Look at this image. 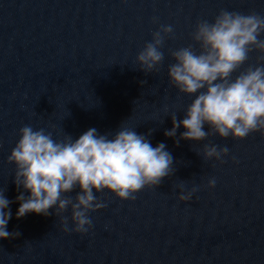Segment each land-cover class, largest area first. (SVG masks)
I'll return each instance as SVG.
<instances>
[{
    "label": "water",
    "instance_id": "water-1",
    "mask_svg": "<svg viewBox=\"0 0 264 264\" xmlns=\"http://www.w3.org/2000/svg\"><path fill=\"white\" fill-rule=\"evenodd\" d=\"M222 10L264 16V0H0V191L13 201L7 230L20 233L0 239V264H76L155 189L145 188L134 201L95 193L107 207L89 214L93 226L86 234L63 230L64 218L75 227L70 207L61 216L50 209L48 217L17 219L16 166L8 156L19 129L43 128L55 139H76L93 127L101 134L127 127L147 136L152 130V145L165 143L175 168L198 142L181 139L177 146L164 135L173 126L171 115L183 119L195 98L171 83V52L199 51L197 23L213 22ZM168 25L174 31L160 49L164 59L146 74L137 57ZM262 55L250 53L233 78L264 63ZM78 192L69 195L75 200Z\"/></svg>",
    "mask_w": 264,
    "mask_h": 264
},
{
    "label": "clouds",
    "instance_id": "clouds-1",
    "mask_svg": "<svg viewBox=\"0 0 264 264\" xmlns=\"http://www.w3.org/2000/svg\"><path fill=\"white\" fill-rule=\"evenodd\" d=\"M173 31L171 25L162 26L139 53L137 60L146 74L157 70L163 61L160 49L165 36ZM262 35L264 16L255 12L245 15L222 10L213 22L197 23L193 39L200 45L199 51L192 46L172 51L175 63L168 69L169 79L179 92L195 98L183 119L171 115L173 126L165 130L166 137L175 139L178 146L181 139L201 142L210 134L240 140L256 132L264 135V63L258 62L233 78L250 53H264ZM259 61L264 62V55ZM181 127L185 130L176 139ZM151 131L146 136L120 127L114 134H101L93 127L76 139L71 135L55 139L52 132L43 128L21 127L8 156V162L16 166V218L32 213L48 217L52 214L50 209L61 216L70 207L75 227L70 229L64 218L63 230L86 234L93 226L89 214L107 207L95 193L108 191L120 200L134 201L137 193L156 188L175 174L173 156L165 143L152 145L148 138ZM228 153L227 147H204V158L208 160L214 158L223 163L222 156ZM215 186L216 179H210L208 187ZM77 188L79 192L73 200L69 194ZM197 191V187L185 191L181 185L178 199L189 202ZM12 203L0 191V239L20 235L7 230Z\"/></svg>",
    "mask_w": 264,
    "mask_h": 264
}]
</instances>
